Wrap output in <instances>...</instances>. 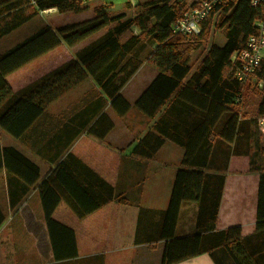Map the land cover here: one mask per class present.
Segmentation results:
<instances>
[{
    "label": "trees",
    "instance_id": "16d2710c",
    "mask_svg": "<svg viewBox=\"0 0 264 264\" xmlns=\"http://www.w3.org/2000/svg\"><path fill=\"white\" fill-rule=\"evenodd\" d=\"M86 0H0V40L34 19L40 13L55 9L58 13L79 14L88 10ZM189 0H148L135 5V14L111 15L105 4L95 5L91 18L51 26L43 24L32 34L0 52V129L20 138L47 108L85 80L92 79L102 94L103 104L120 118L136 109L144 118L161 116L137 141L130 153L150 159L170 141L184 149L181 168L177 170L167 208L162 213L158 240L165 242L162 264H176L220 247L229 249L240 264L244 254L241 226L217 229L216 223L224 188V175L204 173L212 162L216 140L226 144L225 167L231 156L245 155L253 167L254 141L258 135V118H264V88L257 107L258 118H240L231 106L242 94V83L235 77L230 62L232 54L242 49L248 36L256 33L254 21L260 11L247 0H232L221 5L202 25L198 40L207 38L213 17L222 12L226 26L223 46H211L207 56L190 74V52L198 45L185 42L171 31L173 22L182 16ZM106 32L78 50L72 59L13 92L6 77L26 64L64 44L73 47L99 31ZM133 28L139 31L127 40L122 37ZM149 40L156 43L148 59L157 76L133 106L122 90L142 65L140 49ZM144 47V46H143ZM264 82V58L255 72ZM114 128L103 112L86 128V134L103 140ZM253 145V146H252ZM259 153L264 155V148ZM72 173L67 159L57 163L51 174L39 185V195L55 260L78 256L76 234L59 222L54 212L66 201L78 218L89 215L113 200L114 189L89 167ZM5 168L27 186L40 180L39 167L13 147L0 143V171ZM73 170V171H72ZM84 174V175H82ZM197 202V230L191 235L176 237V225L182 204ZM0 216V224L3 221ZM256 232L264 230V172L260 174L256 209ZM104 264V256L88 260Z\"/></svg>",
    "mask_w": 264,
    "mask_h": 264
},
{
    "label": "crops",
    "instance_id": "0c3cea01",
    "mask_svg": "<svg viewBox=\"0 0 264 264\" xmlns=\"http://www.w3.org/2000/svg\"><path fill=\"white\" fill-rule=\"evenodd\" d=\"M73 15L80 16L76 21H81L91 18L93 11ZM26 24L11 33L16 35L8 48L36 31L29 29L23 33L21 28ZM61 24L65 23L58 25ZM106 30L99 31L73 47L64 44L58 46L9 74L6 77L7 83L13 92L19 91L72 59L78 50ZM126 34L122 37L123 41L127 40ZM134 34H138V31L135 30ZM152 45L153 52L156 43ZM146 60L125 85L132 84L130 95L125 94V87L122 90V95L131 106L158 73ZM102 103L101 91L88 78L50 105L20 138H14L0 129L1 146L15 148L40 170V180L33 186H27L5 168L0 171V216L4 217L0 224V264H89L88 260L100 255L104 256V264H162L165 242L157 237L176 172L181 168L184 149L166 141L150 159L131 154L130 147L138 138L128 140L122 129L116 131L119 123L125 121L134 108L122 119L109 103ZM103 112L111 119L114 128L103 140H99L87 135L86 128ZM161 113L149 120L150 126ZM121 139L127 141L123 147L117 145ZM223 148H226V144L216 140L215 152L212 151L214 163L202 170L204 173L225 177L217 219L220 224L216 228L241 226L244 254L240 264H264V230H255L259 177L264 172V158L261 163L258 154L253 155V167L260 166L261 170L251 169L249 158L245 155L231 156L225 167L227 153ZM68 154L111 185L114 197L102 208L82 218L75 215L66 201L60 202L54 217L74 230L78 256L55 260L39 185L51 174L55 165L65 158L68 165L75 168L72 173L83 172L77 161L66 157ZM197 211V202L182 204L176 237L196 232ZM236 217L243 218L245 222H233ZM125 225H128L127 229ZM18 259L20 263L16 262ZM92 262L95 263L94 259ZM176 264L239 263L233 259L228 248L220 247Z\"/></svg>",
    "mask_w": 264,
    "mask_h": 264
},
{
    "label": "rangeland",
    "instance_id": "374dc122",
    "mask_svg": "<svg viewBox=\"0 0 264 264\" xmlns=\"http://www.w3.org/2000/svg\"><path fill=\"white\" fill-rule=\"evenodd\" d=\"M148 0H86L85 5H87L88 10L87 11H93V8L95 5L99 4H105L109 7V13L113 16L124 14L127 18H131L135 14V5L138 3H143ZM189 0L186 5L183 8L182 16L187 11V8L189 6ZM82 16V15H81ZM80 16L73 15L71 13L68 14H58L56 11L47 12L44 11L40 13L37 17H35L31 22L23 26L21 31L23 33L26 31L33 30L39 28L43 24H50L51 26H57L58 24L66 23V22H72L79 19ZM224 19V14L222 12H218L214 15L212 20V25L210 29V33L208 34L207 38L203 40H198L196 38L191 37H183L182 38L185 42L191 41L193 44H197L198 46L196 48H193L190 52V67L192 74L199 64L202 62V60L207 56L211 46L217 45V46H223V44L226 41V26L222 27V22ZM137 31V29L133 28L130 32L126 34V38L130 37L132 34H134V31ZM139 33V31H138ZM16 34H11L10 36H7L3 38V40L0 41V50H6L8 46H10L11 41L14 40V36ZM197 36V35H196ZM124 37V36H123ZM20 41V40H19ZM17 41V42H19ZM15 42V43H17ZM153 41L149 40L146 44L142 46V49H140L138 58L142 61V63L146 60L148 63L149 55L152 52L153 49ZM13 45V44H12ZM68 47V46H67ZM3 52V51H2ZM153 53V52H152ZM151 53V54H152ZM149 64V63H148ZM151 65V64H149ZM131 85L128 84L125 87V94L130 95L131 91ZM129 86V87H128ZM264 88V82L262 80H258L255 76L250 78L248 81L242 83V94L240 99L235 102L231 107L234 108V110L238 111L240 118H258L257 116V107L259 104V101L261 99V94ZM127 119L125 121H122L119 123L118 130L116 133L122 129L127 134V139H137L141 137L143 134H145L146 131H148L152 126H150V121L146 118H144L136 109L131 111L130 114L127 115ZM264 120V118H258V135L256 136V139L254 141V146L258 150V156L260 162L263 161L264 155L262 156L259 151L261 148H264V125L261 124V120ZM152 124V123H151ZM128 131V132H126ZM137 141V140H134ZM127 141L125 139L119 140L118 146L125 145ZM253 146V145H252ZM263 157V158H262ZM262 163V162H261ZM233 222H245L243 218L236 217L233 219ZM222 224V220H220ZM219 222L216 223L218 225ZM220 224V223H219ZM126 229L128 228V225L124 226ZM24 245V243H22ZM23 259L21 258V261ZM19 259L16 261L20 263Z\"/></svg>",
    "mask_w": 264,
    "mask_h": 264
},
{
    "label": "built area",
    "instance_id": "2783aa9c",
    "mask_svg": "<svg viewBox=\"0 0 264 264\" xmlns=\"http://www.w3.org/2000/svg\"><path fill=\"white\" fill-rule=\"evenodd\" d=\"M230 1L232 0H191L183 16L173 22L172 33L183 37L199 35L203 22L221 5ZM247 1L260 11V17L254 21L256 33L248 36L245 46L235 51L230 57L235 77L241 83L255 76V72L264 58V0ZM260 122L264 125L263 119Z\"/></svg>",
    "mask_w": 264,
    "mask_h": 264
},
{
    "label": "bare ground",
    "instance_id": "6f19581e",
    "mask_svg": "<svg viewBox=\"0 0 264 264\" xmlns=\"http://www.w3.org/2000/svg\"><path fill=\"white\" fill-rule=\"evenodd\" d=\"M53 9H48V10H46L47 12H51Z\"/></svg>",
    "mask_w": 264,
    "mask_h": 264
}]
</instances>
